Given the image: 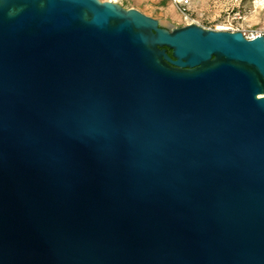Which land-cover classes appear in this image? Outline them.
I'll use <instances>...</instances> for the list:
<instances>
[{
    "label": "water",
    "instance_id": "water-1",
    "mask_svg": "<svg viewBox=\"0 0 264 264\" xmlns=\"http://www.w3.org/2000/svg\"><path fill=\"white\" fill-rule=\"evenodd\" d=\"M0 264H264V36L0 0Z\"/></svg>",
    "mask_w": 264,
    "mask_h": 264
},
{
    "label": "rangeland",
    "instance_id": "rangeland-1",
    "mask_svg": "<svg viewBox=\"0 0 264 264\" xmlns=\"http://www.w3.org/2000/svg\"><path fill=\"white\" fill-rule=\"evenodd\" d=\"M114 1L125 10L135 9L157 20L161 27L170 31L191 22L206 30H233L244 36L264 35V0H190L189 18L184 17L173 0Z\"/></svg>",
    "mask_w": 264,
    "mask_h": 264
},
{
    "label": "built area",
    "instance_id": "built-area-1",
    "mask_svg": "<svg viewBox=\"0 0 264 264\" xmlns=\"http://www.w3.org/2000/svg\"><path fill=\"white\" fill-rule=\"evenodd\" d=\"M175 3H177L179 5V8H180V11L181 13L184 15L185 18H189L188 16V6L190 4V0H173ZM193 23H187V26L188 25H191ZM230 32H235L233 30H231ZM258 36H264V35H261V34H251L249 36H244L246 39L248 40H252V39H255L257 38Z\"/></svg>",
    "mask_w": 264,
    "mask_h": 264
},
{
    "label": "bare ground",
    "instance_id": "bare-ground-1",
    "mask_svg": "<svg viewBox=\"0 0 264 264\" xmlns=\"http://www.w3.org/2000/svg\"><path fill=\"white\" fill-rule=\"evenodd\" d=\"M108 1L116 4V1H114V0H108ZM220 29H223V28H220ZM259 96L261 97L262 95H259Z\"/></svg>",
    "mask_w": 264,
    "mask_h": 264
}]
</instances>
